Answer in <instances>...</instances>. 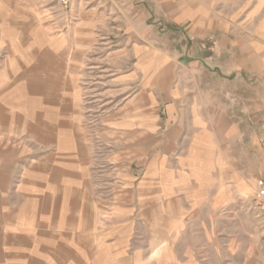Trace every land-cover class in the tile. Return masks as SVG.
I'll return each mask as SVG.
<instances>
[{
  "label": "rangeland",
  "instance_id": "374dc122",
  "mask_svg": "<svg viewBox=\"0 0 264 264\" xmlns=\"http://www.w3.org/2000/svg\"><path fill=\"white\" fill-rule=\"evenodd\" d=\"M263 182L264 0H0V264H264Z\"/></svg>",
  "mask_w": 264,
  "mask_h": 264
},
{
  "label": "crops",
  "instance_id": "0c3cea01",
  "mask_svg": "<svg viewBox=\"0 0 264 264\" xmlns=\"http://www.w3.org/2000/svg\"><path fill=\"white\" fill-rule=\"evenodd\" d=\"M193 18L195 20L193 24H196V19L198 17ZM193 90L197 91L199 88L192 87L191 92ZM175 104L176 105L173 106H175V110H178L179 113H176L175 117L172 119L175 127L170 134L172 138L171 141H174L175 145L177 142L182 141L185 145L184 159L185 164L189 167L188 172L191 174V182L195 183L196 187L202 188V180L192 175L193 173H198L197 167L202 170V167L206 168L207 165L209 166V163L204 161L203 155V151L209 149L208 135L215 133V128L213 127L216 125L220 126V124L224 122L225 116L221 115V118L217 117L216 110H218V108L215 105H209L201 96L198 101L197 97L194 96L193 100L190 102L176 100ZM254 105V102L248 103L247 108H253ZM170 122L171 119H169V124ZM210 142L212 143L210 147L213 149V140Z\"/></svg>",
  "mask_w": 264,
  "mask_h": 264
},
{
  "label": "built area",
  "instance_id": "2783aa9c",
  "mask_svg": "<svg viewBox=\"0 0 264 264\" xmlns=\"http://www.w3.org/2000/svg\"><path fill=\"white\" fill-rule=\"evenodd\" d=\"M63 9L70 8L73 3L79 0H57ZM252 208L264 219V182L256 190L252 201Z\"/></svg>",
  "mask_w": 264,
  "mask_h": 264
}]
</instances>
